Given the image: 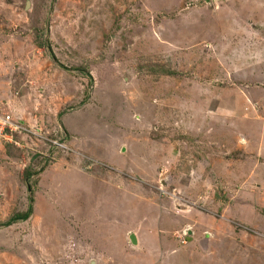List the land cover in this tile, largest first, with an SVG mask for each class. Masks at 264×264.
<instances>
[{
  "label": "rangeland",
  "instance_id": "rangeland-1",
  "mask_svg": "<svg viewBox=\"0 0 264 264\" xmlns=\"http://www.w3.org/2000/svg\"><path fill=\"white\" fill-rule=\"evenodd\" d=\"M0 105V264H264V0H0Z\"/></svg>",
  "mask_w": 264,
  "mask_h": 264
},
{
  "label": "crops",
  "instance_id": "crops-1",
  "mask_svg": "<svg viewBox=\"0 0 264 264\" xmlns=\"http://www.w3.org/2000/svg\"><path fill=\"white\" fill-rule=\"evenodd\" d=\"M9 108H10V110L12 111V109H11V107L9 106ZM63 115V114H62ZM62 115H60V117L62 116ZM23 120V119H22ZM21 120V121H22ZM22 122H24L25 123V121L23 120ZM65 122V121H64ZM64 124H66V123H64ZM64 128V127H63ZM65 128L69 131V130H72L73 128L71 127V126H69L68 124H66L65 125ZM76 128H74V130H75ZM70 132V131H69ZM87 137L88 136H85V138L84 139H82V141L81 142H79L80 143V147L81 148H85V150H87V146H88V144H90V143H92V141H89L88 139H87ZM126 139H127V137L125 138V142H122L123 143V145H125V143H126ZM10 144H12V143H9V144H7V145H10ZM123 145L122 146H116V148L115 149H117V151H119L120 149H121V147H123ZM78 146H79V144H78ZM126 150V148L124 147L123 148V151H125ZM104 152L106 153V149H104ZM96 161H98L97 159H96ZM124 166L123 165H121L120 167H117L118 169L119 168H123ZM116 168V169H117ZM75 169V168H74ZM76 170V169H75ZM85 178L87 179V181L86 182H89V181H91V182H93V183H95V180H94V178L93 177H90V176H88V175H86L85 176ZM136 182H133V184H135ZM114 188H115V186H114ZM129 188H133V186H130ZM106 190H107V188H106ZM115 190L117 191L116 192V194H119V189H116L115 188ZM126 190V189H125ZM110 191H111V194H113V189H110ZM133 195L135 196V197H137V198H140L141 199V197H140V195L139 196H136L135 195V193H133ZM131 210V209H130ZM143 211H145V210H143ZM144 217H147L146 215L144 216ZM149 219V218H148ZM168 220H171V219H168ZM153 219H151L150 220V222H148V220L146 219L145 220V231H146V229H147V227H149L151 224H153ZM165 223H167V221L165 222ZM171 223V222H170ZM167 227V229H165V239H162L163 241L165 240V242H164V245H163V250H162V252L163 251H167V250H170L171 252H173V251H175V249L174 248H172L170 245H168V243L169 244H172V243H177L176 241H174V239H173V237H172V239L170 240L169 238H170V236H171V233H176V234H174V236H176V235H178V234H181L182 235V231L183 230H180V232L178 231V230H172V224H170V226H168V225H166ZM189 226V225H188ZM207 227V226H206ZM130 230V233L131 232H133V229H129ZM128 230V231H129ZM187 230H189L188 231V235L187 236H185V237H183V238H186V239H188L189 241H191V237L192 236H194V231H192V229H187ZM206 231H209V229L208 230H206ZM137 232V237L139 236V234H140V232H138V230L136 231ZM141 232H144V226H143V228L141 229ZM179 232V233H178ZM130 233H129V236H130ZM139 233V234H138ZM207 237V236H206ZM196 239H197V236L195 237ZM130 239V238H129ZM205 240H207V239H205ZM186 242H187V240H185ZM208 241V240H207ZM165 244H167L166 246H165ZM177 245H179V244H177ZM171 248V249H170ZM163 258H165V254H163ZM166 263V262H165Z\"/></svg>",
  "mask_w": 264,
  "mask_h": 264
},
{
  "label": "built area",
  "instance_id": "built-area-1",
  "mask_svg": "<svg viewBox=\"0 0 264 264\" xmlns=\"http://www.w3.org/2000/svg\"><path fill=\"white\" fill-rule=\"evenodd\" d=\"M28 132L27 127L19 119H16L8 110L0 105V147H4L7 143L19 145L18 137L21 133ZM21 137V136H20ZM61 141H65L64 139ZM53 143L62 150L67 148L66 144L59 145L56 140Z\"/></svg>",
  "mask_w": 264,
  "mask_h": 264
},
{
  "label": "trees",
  "instance_id": "trees-1",
  "mask_svg": "<svg viewBox=\"0 0 264 264\" xmlns=\"http://www.w3.org/2000/svg\"><path fill=\"white\" fill-rule=\"evenodd\" d=\"M40 45H43V42L42 43H40ZM162 72H164V73H166V74H175V72L174 71H172L171 69H169V68H161L160 69ZM60 115H62V113H60ZM19 121L20 122H22L21 121V119H19ZM63 140V139H62ZM36 173H39V171H33L32 173H31V171L30 170H27L26 171V174H27V179L30 177V175H31V177L33 176V175H35ZM30 177V178H31ZM30 191H32V195H31V197H30V200L32 201V203L35 201V198H34V188H32V184H30ZM32 210H34L33 209V205H32ZM32 212V211H31ZM30 214L31 213H29V211L27 210L26 212H21V213H17V216H20L21 218H27V217H29L30 216Z\"/></svg>",
  "mask_w": 264,
  "mask_h": 264
},
{
  "label": "water",
  "instance_id": "water-1",
  "mask_svg": "<svg viewBox=\"0 0 264 264\" xmlns=\"http://www.w3.org/2000/svg\"><path fill=\"white\" fill-rule=\"evenodd\" d=\"M206 1H207V2H211V1L219 2V1H222V0H206ZM129 238H130V240H131L134 244H137V236H136V233L131 232Z\"/></svg>",
  "mask_w": 264,
  "mask_h": 264
},
{
  "label": "clouds",
  "instance_id": "clouds-1",
  "mask_svg": "<svg viewBox=\"0 0 264 264\" xmlns=\"http://www.w3.org/2000/svg\"><path fill=\"white\" fill-rule=\"evenodd\" d=\"M68 144V143H67ZM70 149V148H69Z\"/></svg>",
  "mask_w": 264,
  "mask_h": 264
}]
</instances>
